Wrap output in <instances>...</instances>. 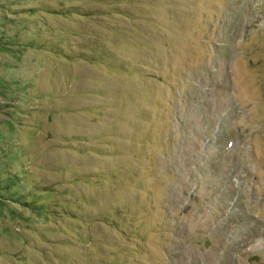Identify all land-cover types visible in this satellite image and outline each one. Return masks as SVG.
I'll return each mask as SVG.
<instances>
[{
  "label": "rangeland",
  "instance_id": "rangeland-1",
  "mask_svg": "<svg viewBox=\"0 0 264 264\" xmlns=\"http://www.w3.org/2000/svg\"><path fill=\"white\" fill-rule=\"evenodd\" d=\"M0 264H264V0H0Z\"/></svg>",
  "mask_w": 264,
  "mask_h": 264
}]
</instances>
